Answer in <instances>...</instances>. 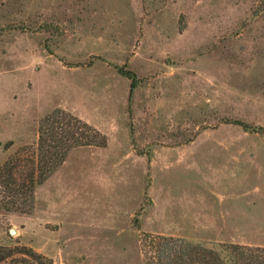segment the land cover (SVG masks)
Masks as SVG:
<instances>
[{
	"label": "rangeland",
	"instance_id": "rangeland-1",
	"mask_svg": "<svg viewBox=\"0 0 264 264\" xmlns=\"http://www.w3.org/2000/svg\"><path fill=\"white\" fill-rule=\"evenodd\" d=\"M254 6L0 0V164L33 147L56 109L106 137L67 155L35 188L30 214L0 209V247L16 242L51 264H141L140 232L264 247V133L231 123L264 126V12ZM117 68L137 80L130 120ZM182 139L192 141L173 145ZM227 187L241 190L237 230L220 218Z\"/></svg>",
	"mask_w": 264,
	"mask_h": 264
},
{
	"label": "trees",
	"instance_id": "trees-1",
	"mask_svg": "<svg viewBox=\"0 0 264 264\" xmlns=\"http://www.w3.org/2000/svg\"><path fill=\"white\" fill-rule=\"evenodd\" d=\"M253 1L255 11L264 12V0ZM117 73L129 81L126 104L130 120V97L137 80L124 68H117ZM231 123L243 131L264 133V126L250 130L239 122ZM128 130L130 134V124ZM191 141L182 139L173 145H187ZM105 145L104 134L69 112L56 109L43 116L37 123L34 146L18 148L0 164V209L30 214L35 188L63 164L71 151ZM144 155L147 159L148 152ZM137 243L141 264H264V247L225 243L208 248L182 238L143 232L138 234ZM0 264H51V260L15 242L13 246L0 247Z\"/></svg>",
	"mask_w": 264,
	"mask_h": 264
},
{
	"label": "crops",
	"instance_id": "crops-1",
	"mask_svg": "<svg viewBox=\"0 0 264 264\" xmlns=\"http://www.w3.org/2000/svg\"><path fill=\"white\" fill-rule=\"evenodd\" d=\"M225 193L226 195L220 208V218L227 227L237 230L238 226L241 227L244 217L241 190L236 191L237 194L233 195L231 188L227 187L225 188ZM239 198L240 200L238 201Z\"/></svg>",
	"mask_w": 264,
	"mask_h": 264
}]
</instances>
